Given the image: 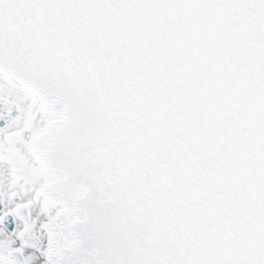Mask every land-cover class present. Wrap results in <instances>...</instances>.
Returning <instances> with one entry per match:
<instances>
[{
  "label": "snow or ice",
  "instance_id": "obj_1",
  "mask_svg": "<svg viewBox=\"0 0 264 264\" xmlns=\"http://www.w3.org/2000/svg\"><path fill=\"white\" fill-rule=\"evenodd\" d=\"M0 264H264V0H0Z\"/></svg>",
  "mask_w": 264,
  "mask_h": 264
}]
</instances>
